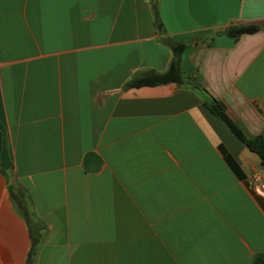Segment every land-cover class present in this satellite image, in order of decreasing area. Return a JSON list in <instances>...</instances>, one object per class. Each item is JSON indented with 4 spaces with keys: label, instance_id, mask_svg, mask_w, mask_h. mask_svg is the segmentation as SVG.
I'll return each instance as SVG.
<instances>
[{
    "label": "crops",
    "instance_id": "0c3cea01",
    "mask_svg": "<svg viewBox=\"0 0 264 264\" xmlns=\"http://www.w3.org/2000/svg\"><path fill=\"white\" fill-rule=\"evenodd\" d=\"M0 0V264H253L264 177L203 103L264 136V0ZM256 24L237 38L232 25ZM186 43V83L125 87Z\"/></svg>",
    "mask_w": 264,
    "mask_h": 264
},
{
    "label": "trees",
    "instance_id": "16d2710c",
    "mask_svg": "<svg viewBox=\"0 0 264 264\" xmlns=\"http://www.w3.org/2000/svg\"><path fill=\"white\" fill-rule=\"evenodd\" d=\"M151 9L153 14V22L157 30L161 33H165L163 23L160 19L157 7V1L151 0ZM259 28L256 24H244V25H232L226 27L222 33L237 38L244 33H253ZM162 40L170 47L172 51V57L169 62L168 68L163 72L155 70H147L144 73L134 76L128 82L125 87H139L144 85H158L164 83H186L191 88L201 89V86L190 82L181 71L182 55L186 48V43L182 41L174 40L169 36L162 37ZM204 105L223 123L227 126L229 131L233 133L241 143H243L248 150L255 153L261 162L264 169V136H248L243 131L242 127L234 122L226 112L225 106L222 102L206 95L203 99ZM2 134L0 131V149H1ZM0 171H2L0 169ZM3 172V171H2ZM11 198L16 202L21 213L23 214L25 221L29 228L30 248L26 257V264H34L36 252L43 241L45 225L38 218H34L29 212L22 198V192L20 188H15L12 184L8 185ZM253 264H264V252L257 254L253 258Z\"/></svg>",
    "mask_w": 264,
    "mask_h": 264
},
{
    "label": "built area",
    "instance_id": "2783aa9c",
    "mask_svg": "<svg viewBox=\"0 0 264 264\" xmlns=\"http://www.w3.org/2000/svg\"><path fill=\"white\" fill-rule=\"evenodd\" d=\"M251 187L259 194L264 195V177L256 174L251 181Z\"/></svg>",
    "mask_w": 264,
    "mask_h": 264
}]
</instances>
